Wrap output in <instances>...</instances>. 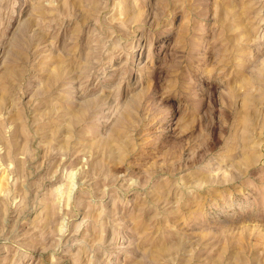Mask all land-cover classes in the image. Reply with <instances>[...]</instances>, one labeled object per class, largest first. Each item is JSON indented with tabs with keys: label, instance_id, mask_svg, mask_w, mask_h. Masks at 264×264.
Here are the masks:
<instances>
[{
	"label": "rangeland",
	"instance_id": "rangeland-1",
	"mask_svg": "<svg viewBox=\"0 0 264 264\" xmlns=\"http://www.w3.org/2000/svg\"><path fill=\"white\" fill-rule=\"evenodd\" d=\"M0 264H264V0H0Z\"/></svg>",
	"mask_w": 264,
	"mask_h": 264
}]
</instances>
